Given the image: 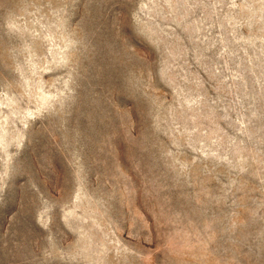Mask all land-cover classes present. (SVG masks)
<instances>
[{"label": "rangeland", "instance_id": "rangeland-1", "mask_svg": "<svg viewBox=\"0 0 264 264\" xmlns=\"http://www.w3.org/2000/svg\"><path fill=\"white\" fill-rule=\"evenodd\" d=\"M0 264H264V0H0Z\"/></svg>", "mask_w": 264, "mask_h": 264}]
</instances>
